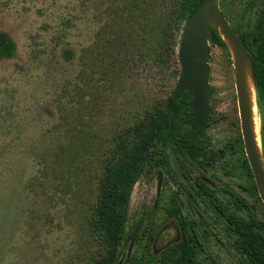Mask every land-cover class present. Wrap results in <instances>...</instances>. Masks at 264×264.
<instances>
[{
    "label": "rangeland",
    "instance_id": "obj_1",
    "mask_svg": "<svg viewBox=\"0 0 264 264\" xmlns=\"http://www.w3.org/2000/svg\"><path fill=\"white\" fill-rule=\"evenodd\" d=\"M122 1L0 0V32L16 46L0 60V264H90L107 254L92 215L116 139L164 105L181 75L179 59L161 62L141 24L129 26L140 32L120 43L116 70L112 59L102 65L103 29ZM219 3L240 37L264 46V0ZM209 67L205 133L219 156L202 165L169 147L168 168L146 169L116 264H165V252L189 238L200 264H251L235 219L255 221L264 236V202L245 152L233 53L210 43ZM256 107L264 166L257 92Z\"/></svg>",
    "mask_w": 264,
    "mask_h": 264
},
{
    "label": "trees",
    "instance_id": "obj_2",
    "mask_svg": "<svg viewBox=\"0 0 264 264\" xmlns=\"http://www.w3.org/2000/svg\"><path fill=\"white\" fill-rule=\"evenodd\" d=\"M205 0H123L112 8L113 20L103 29L98 59L102 65L112 59L111 67L119 66L120 43L136 38L130 25L141 24V32L150 34V44L161 62L178 64V46L187 19L195 14ZM211 43L231 50L221 34L212 29ZM112 34L114 38L107 37ZM251 51V66L256 92L264 100V46L254 48V43L241 36ZM136 40H134L135 42ZM138 48L136 43L133 48ZM16 55L11 37L0 32V60ZM209 92V99L211 97ZM192 95L185 92L180 99L172 94L164 105H156L144 118L116 139L113 156L106 166L100 183V191L94 204L92 229L102 240L107 254L90 264H116L121 259L120 250L125 248L126 230L132 191L146 169L169 167L166 149L174 147L199 164L213 163L219 153L207 139L206 133L194 140L183 138L194 135L197 127L190 125L194 114L189 108ZM190 125L188 134L182 135L183 125ZM208 126V125H207ZM238 248L249 257L251 264H264V236L256 231L255 221L245 224L235 219ZM196 245L191 238L171 247L162 256L165 264H200L196 260ZM120 264V263H119ZM122 264V263H121Z\"/></svg>",
    "mask_w": 264,
    "mask_h": 264
},
{
    "label": "water",
    "instance_id": "obj_3",
    "mask_svg": "<svg viewBox=\"0 0 264 264\" xmlns=\"http://www.w3.org/2000/svg\"><path fill=\"white\" fill-rule=\"evenodd\" d=\"M212 29L217 30L221 34L231 53H233L236 91L245 152L258 192L264 202V166L254 137L253 112L247 89V76L250 73L256 97L251 52L223 14L219 0H205L197 12L187 19L182 30L178 47L181 75L174 98L180 99L185 92H189L192 95L189 108L193 112L194 118L191 124L197 127V132L194 135L183 139L188 141L201 137L209 123L211 114L208 97L210 91L209 59Z\"/></svg>",
    "mask_w": 264,
    "mask_h": 264
},
{
    "label": "bare ground",
    "instance_id": "obj_4",
    "mask_svg": "<svg viewBox=\"0 0 264 264\" xmlns=\"http://www.w3.org/2000/svg\"><path fill=\"white\" fill-rule=\"evenodd\" d=\"M247 89H248L250 102H251V106H252V112H253V120H252V122H253L254 137H255L256 143H258V141H259V123H258V118H256V116H257L256 115V108H258V107H256L255 91H254V87H253V84H252V79H251V74L250 73L247 76Z\"/></svg>",
    "mask_w": 264,
    "mask_h": 264
},
{
    "label": "flooded vegetation",
    "instance_id": "obj_5",
    "mask_svg": "<svg viewBox=\"0 0 264 264\" xmlns=\"http://www.w3.org/2000/svg\"><path fill=\"white\" fill-rule=\"evenodd\" d=\"M207 129V128H206Z\"/></svg>",
    "mask_w": 264,
    "mask_h": 264
}]
</instances>
